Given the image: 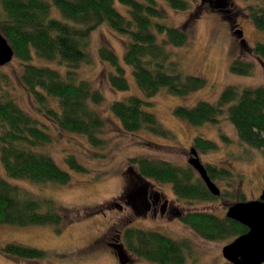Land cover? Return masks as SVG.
<instances>
[{"label": "trees", "instance_id": "obj_1", "mask_svg": "<svg viewBox=\"0 0 264 264\" xmlns=\"http://www.w3.org/2000/svg\"><path fill=\"white\" fill-rule=\"evenodd\" d=\"M163 1L174 10L191 9L186 0ZM246 1L254 2L246 8L247 17L256 30L264 31V0ZM118 2L128 8L129 18L116 9L115 0H0V32L11 45L14 58L22 65L20 82L33 98L38 113L61 131L85 136L95 148L105 146V123L95 110V106L104 102V97L89 82L78 80L76 70L81 64L91 63L89 39L102 25L106 24L112 31L128 38L123 62L130 69L143 96H130L111 104L112 114L126 133L144 130L173 139L172 133L155 115L145 110L152 107L151 99L162 88L171 95L187 97L206 86L205 79L185 74L178 63L171 60L167 47H184L189 42V36L184 30L161 22L166 16L158 6V0ZM53 9L59 12L61 19L53 16ZM217 10V14L229 22L234 35L241 37L244 50L264 64V44L256 43L253 48L248 47L241 31L234 29L237 13L228 9ZM98 56L113 68L114 72L108 76L110 86L116 91H128L130 83L126 70L115 52L101 47ZM35 57L48 62L58 61L65 72L38 66L33 62ZM230 70L235 75L250 76L253 64L236 59ZM3 79L0 75V162L6 175L10 179L40 185L68 184L70 174L59 167L51 156L39 150L51 143V136L36 118L24 111L9 95L1 93L4 90ZM173 115L192 126L217 125L221 117L226 116L240 142L259 151L264 158L263 86H228L215 103L201 101L192 107L176 106ZM193 148L198 153H206L218 150V145L196 137ZM64 162L71 171L87 173V169L73 155H68ZM128 162L121 195L124 200L134 199L138 185L142 189L148 187L151 181L171 185L178 200L205 202L218 198L209 193L191 166L179 167L145 157L130 158ZM205 168L212 181H221L227 186L235 181L227 169L211 164L205 165ZM228 194L233 199L245 201L240 183L236 185L235 193ZM180 219L197 236L209 242L230 243L248 231L226 216L221 218L206 212H189ZM66 222L68 220L52 199L36 197L21 186L0 178V226L52 227L59 234ZM122 235L124 241L118 245L123 246L126 254L153 264H185L187 254L191 252L187 242L176 241L155 231L128 228ZM2 252L14 259L47 257L46 251L17 243L6 245ZM113 253L116 255L114 250ZM122 264H126L125 259Z\"/></svg>", "mask_w": 264, "mask_h": 264}, {"label": "rangeland", "instance_id": "obj_2", "mask_svg": "<svg viewBox=\"0 0 264 264\" xmlns=\"http://www.w3.org/2000/svg\"><path fill=\"white\" fill-rule=\"evenodd\" d=\"M186 1L190 3L191 9L178 11L170 8L163 0H158V6L166 16L161 22L184 30L189 36L186 46H168L167 50L171 60L178 63L185 74L202 77L206 80V86L187 97L171 95L162 88L151 99L152 107L145 109L172 133L173 139L162 138L144 130L126 133L112 114L110 107L113 102L130 96H143L130 69L123 62L128 38L112 31L106 24L95 30L89 39L91 63L81 64L76 70L78 80L89 82L104 97V102L95 106L105 123L103 148L92 147L83 135L59 130L38 113L33 98L20 82L22 65L18 59L13 57L8 64L0 67V75L4 78L1 82L4 90L1 93L9 95L47 130L51 143L39 150L51 156L71 177L66 185H40L14 180L6 175L0 162V178L21 186L36 197L52 199L68 220L59 234L52 227L0 226V264H120L108 244H122V234L128 228L155 231L176 241L187 242L191 252L187 254L185 264H231L222 256V249L229 241L203 240L184 225L180 218L189 212H206L225 217L228 208L239 201L228 194L235 193L238 183L245 201L258 199L264 190V158L259 151L240 142L234 126L226 116L221 117L217 125L208 123L192 126L175 117L173 110L176 106L192 107L201 101L215 103L228 86L264 87V64L244 50L240 43L241 37L234 35L233 28L217 14V9L237 13L234 29L241 31L242 38L250 48L256 43L264 44V31L256 30L247 17L246 8L253 1ZM115 7L129 18L128 8L118 0H115ZM53 16L61 19L56 9H53ZM101 47L113 50L118 56L130 83L128 91H116L110 86L108 76L114 71L108 63L99 59L98 49ZM236 59L252 63L253 73L250 76L233 74L230 68ZM33 62L38 66L65 72L58 61L48 62L35 57ZM196 137L211 140L218 145L216 151L199 152L201 162L227 169L235 177L230 186L214 181L223 196L205 202L178 200L171 185L151 181L149 188L145 186L141 189L138 185L135 198L142 207L148 202L152 191L161 193L156 202L149 199L148 212L144 209L134 210L135 199L121 198L125 187L124 173L129 167L130 158L145 157L188 167L192 158L190 149ZM68 155L75 156L87 169V173L71 171L64 162ZM11 243L46 251L47 257L37 260L9 258L2 252V248ZM125 263L153 264L131 254H126Z\"/></svg>", "mask_w": 264, "mask_h": 264}, {"label": "water", "instance_id": "obj_3", "mask_svg": "<svg viewBox=\"0 0 264 264\" xmlns=\"http://www.w3.org/2000/svg\"><path fill=\"white\" fill-rule=\"evenodd\" d=\"M14 57V51L0 32V67L8 64ZM192 158L189 165L198 174L209 193L221 196V190L209 177L205 165L201 162L195 148L190 149ZM228 219L245 226L248 231L225 245L222 256L231 264H264V190L254 200L239 201L231 205L225 215ZM120 264L126 259L122 245H111Z\"/></svg>", "mask_w": 264, "mask_h": 264}, {"label": "flooded vegetation", "instance_id": "obj_4", "mask_svg": "<svg viewBox=\"0 0 264 264\" xmlns=\"http://www.w3.org/2000/svg\"><path fill=\"white\" fill-rule=\"evenodd\" d=\"M136 198V197H135ZM134 198V199H135ZM149 199H150V201L151 200H154V202H156L157 200H158V193L156 192V191H152L151 193H150V197L148 198V202L146 201L144 204H143V208L142 207H140V203L138 202H136V199L134 200V202L136 203L135 205L136 206H134V209L135 210H137V209H139V210H142V209H144L143 211H146V212H148L149 211V206H150V203H149ZM109 244H115V243H109ZM108 244V245H109Z\"/></svg>", "mask_w": 264, "mask_h": 264}]
</instances>
